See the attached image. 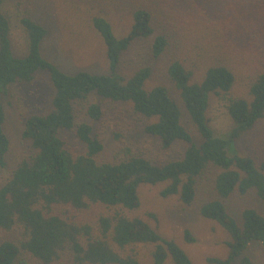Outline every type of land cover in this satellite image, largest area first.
<instances>
[{
    "label": "trees",
    "instance_id": "1",
    "mask_svg": "<svg viewBox=\"0 0 264 264\" xmlns=\"http://www.w3.org/2000/svg\"><path fill=\"white\" fill-rule=\"evenodd\" d=\"M0 0V168L6 166L10 139L5 133L6 111L2 97L15 84L33 83L46 73L54 87L52 108L33 114L25 122L22 136L31 142V152L21 158L9 178L0 186V264H194L188 253L173 239L163 237L148 222L129 215L141 207L143 185L166 183L163 197L179 195L182 203L196 201L197 182L208 168L215 169L217 198L201 205L202 218L218 223L230 236L226 258L209 256L207 264H255L246 255L252 242L264 245V216L246 208L240 221L227 210L225 200L234 194L255 190L264 201V154L260 164L250 156L230 155L229 147L264 119V72L254 76L249 99L232 98L227 106L233 127L225 136H216L208 111L212 95H228L236 81L224 64L209 66L201 81L181 61L168 66V75L180 92L182 103L195 125V140L182 123V110L167 87L146 88L153 68L139 67L125 77L118 73L123 55L138 41L153 39L150 51L160 59L169 45L165 35L155 36L152 14L136 8L128 32L119 37L111 22L92 18L109 60V74L79 71L68 74L45 57L43 43L48 35L44 25L24 11L19 25L25 32L27 52L15 56L12 26ZM98 95L114 102L131 104L145 119L144 132L156 137L163 149L184 144L180 158L158 165L131 155L112 163L98 159L104 150L88 123L77 124L74 103ZM92 120L103 115L100 104L88 107ZM63 130H75L85 151L75 154L61 138ZM95 208L90 219L69 217V209ZM186 241L195 242L190 231ZM149 253L147 262L144 252Z\"/></svg>",
    "mask_w": 264,
    "mask_h": 264
},
{
    "label": "rangeland",
    "instance_id": "2",
    "mask_svg": "<svg viewBox=\"0 0 264 264\" xmlns=\"http://www.w3.org/2000/svg\"><path fill=\"white\" fill-rule=\"evenodd\" d=\"M145 8L152 14L155 36L165 35L169 45L160 59L150 51L153 39L136 42L120 62L118 73L128 77L141 66H151L153 73L146 83L149 90L157 85L167 87L182 110V123L195 140L200 135L190 119L168 75V66L181 61L194 71V81L202 80L207 68L224 64L231 68L236 81L225 96L212 95L208 117L216 136H225L233 127L227 106L232 98L249 99V86L254 76L264 72V0H5L4 12L12 26V49L15 56L27 52L25 32L19 25L24 11L44 25L48 35L43 53L68 74L87 71L109 74L110 65L102 38L92 26L94 16L107 18L119 37L132 24L136 8ZM54 87L46 73H39L30 84H15L2 97L6 111L4 130L10 139L6 166L0 168V186L9 178L18 161L31 152V142L22 136L27 118L44 114L52 108ZM101 105L103 115L92 120L88 107ZM77 124L88 123L104 145L98 159L117 163L131 155L143 156L154 164L163 165L183 154L184 144L176 143L165 150L156 137L144 132L146 120L134 112L131 104L114 102L96 94L85 101L74 103ZM61 138L75 154L85 151L75 130H63ZM230 155L250 156L260 164L264 154V119L228 149ZM215 169L208 168L197 182L196 201L192 206L181 202L179 195L163 197L166 183L143 185L139 189L141 207L129 213L148 222L159 234L175 240L190 256L194 264H207L209 256L226 258L229 253V234L216 222L199 214L205 202L217 198L214 189ZM228 212L240 221L246 208L256 209L264 216V201L255 190L245 195L234 194L225 201ZM95 208L87 211L69 209L66 214L77 220L90 219ZM190 231L195 242L189 243L185 231ZM144 249L150 260V250ZM246 255L255 264H264V245L252 242ZM165 264H173L168 259Z\"/></svg>",
    "mask_w": 264,
    "mask_h": 264
}]
</instances>
